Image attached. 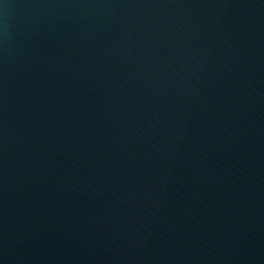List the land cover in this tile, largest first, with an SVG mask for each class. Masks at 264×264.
I'll return each mask as SVG.
<instances>
[{
  "label": "water",
  "instance_id": "obj_1",
  "mask_svg": "<svg viewBox=\"0 0 264 264\" xmlns=\"http://www.w3.org/2000/svg\"><path fill=\"white\" fill-rule=\"evenodd\" d=\"M0 264H264V0H0Z\"/></svg>",
  "mask_w": 264,
  "mask_h": 264
}]
</instances>
